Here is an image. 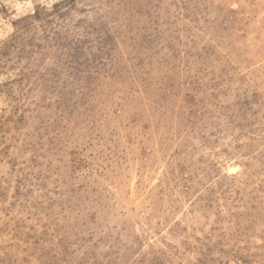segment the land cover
I'll return each instance as SVG.
<instances>
[{
  "label": "rangeland",
  "instance_id": "1",
  "mask_svg": "<svg viewBox=\"0 0 264 264\" xmlns=\"http://www.w3.org/2000/svg\"><path fill=\"white\" fill-rule=\"evenodd\" d=\"M0 264H264V0H0Z\"/></svg>",
  "mask_w": 264,
  "mask_h": 264
}]
</instances>
